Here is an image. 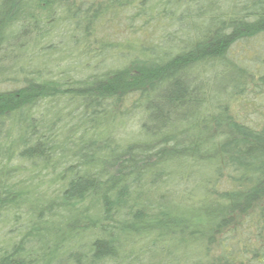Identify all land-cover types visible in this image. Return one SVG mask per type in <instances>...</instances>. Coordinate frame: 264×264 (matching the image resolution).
<instances>
[{"label":"trees","instance_id":"1","mask_svg":"<svg viewBox=\"0 0 264 264\" xmlns=\"http://www.w3.org/2000/svg\"><path fill=\"white\" fill-rule=\"evenodd\" d=\"M249 84L264 0H0V264H264Z\"/></svg>","mask_w":264,"mask_h":264},{"label":"rangeland","instance_id":"2","mask_svg":"<svg viewBox=\"0 0 264 264\" xmlns=\"http://www.w3.org/2000/svg\"><path fill=\"white\" fill-rule=\"evenodd\" d=\"M106 30H108L107 32H110V29H106ZM112 31L113 30H111V32ZM116 32H118V29ZM78 34H79V31L75 30L74 32H72V35L77 36ZM120 34H121V31H119V34H116V36H118V35L120 36ZM112 35H113V37L115 36L113 32H112ZM62 41L64 42L65 49L69 46L71 47L70 43H68L65 40H62ZM261 43L258 44L257 47L254 46V48H256L255 52H258V50L260 49ZM241 45H243V44H239V43L236 44L234 47H232V51L234 50V52L238 53V55H241L242 52L239 50V48H241ZM250 50L252 51L251 47H250ZM59 52H61V51H59ZM246 58L250 64H254V61L252 60L251 55L246 56ZM85 73L86 72L82 73L79 71L76 74L78 76L82 77ZM218 81L221 82V85L223 86V84H222V81H224L223 78H221V80L219 79ZM1 86L2 87H11V85L8 84V82L5 84L3 83ZM248 87L249 88L246 90V92H247L246 98L249 100L248 101L249 105H247V107L244 106L245 109H243V108L237 109L235 107V112H238L240 115H246L247 118L249 119V120H247L248 123H251V124L256 125V126H258V125L263 126L264 125V87L263 86L256 87L253 84L252 85L249 84ZM128 131H131V129L130 130L128 129Z\"/></svg>","mask_w":264,"mask_h":264}]
</instances>
